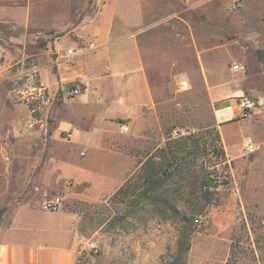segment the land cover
Masks as SVG:
<instances>
[{"label": "rangeland", "instance_id": "374dc122", "mask_svg": "<svg viewBox=\"0 0 264 264\" xmlns=\"http://www.w3.org/2000/svg\"><path fill=\"white\" fill-rule=\"evenodd\" d=\"M89 1L0 0V7L19 13L10 16L11 23L0 21V42L13 51L9 57L0 54V228L17 206L41 207L60 196L64 207L81 214L86 235L97 231L80 264H264V11L243 20L238 15L243 5L232 7L238 27L226 26L228 38L197 44L209 48L199 60L191 38H182L177 70L170 90L163 93L169 97L156 106L151 127L133 138L134 149L144 148L148 156L155 153L157 162L167 156L170 175H162L158 201L134 192L112 196L106 203L66 202L62 190L41 185L39 170L30 165L34 160L22 154L28 145L37 146L21 138L25 110L32 125L41 124L31 112L38 104L36 59L23 57L22 50L35 53L37 44L26 38H37L50 24L59 22L63 33L88 9ZM246 2L247 9L254 7L252 0ZM22 6H28V26L18 20ZM233 64L244 69L235 70ZM179 70L186 71V90L178 88ZM213 87L220 90V98L241 89L256 108L221 129ZM173 127L186 128L188 134L173 138ZM247 138L261 144L255 153L245 150ZM211 183L215 187L205 192L203 184ZM199 213L203 220L197 227L193 217Z\"/></svg>", "mask_w": 264, "mask_h": 264}, {"label": "crops", "instance_id": "0c3cea01", "mask_svg": "<svg viewBox=\"0 0 264 264\" xmlns=\"http://www.w3.org/2000/svg\"><path fill=\"white\" fill-rule=\"evenodd\" d=\"M243 1L238 14L243 20L262 15L264 0H252L251 9ZM16 11L0 7V21L11 23ZM234 11L232 0H90L63 33L58 22L39 30L37 38H26L37 44L36 52L23 47L21 55L35 56L38 86L47 88L40 102L47 124L32 125L26 109L21 133L27 142H37L22 154L34 160L30 165L39 170L41 185L62 190L66 202L106 203L146 158L144 148L134 149L133 138L151 127L156 106L169 97L163 93L177 70L182 38H191L201 59L209 48L197 44L228 38L226 26L236 30ZM18 20L28 26V6ZM2 53L9 57L13 51L0 42ZM181 73L186 71H177V78ZM69 86L79 94L68 96ZM211 91L221 129L242 118L241 89L224 98L217 88ZM121 122L129 131H121ZM65 132H71L69 139ZM96 233L86 235L81 214L62 203L55 211L23 203L0 228V264H80Z\"/></svg>", "mask_w": 264, "mask_h": 264}, {"label": "built area", "instance_id": "2783aa9c", "mask_svg": "<svg viewBox=\"0 0 264 264\" xmlns=\"http://www.w3.org/2000/svg\"><path fill=\"white\" fill-rule=\"evenodd\" d=\"M242 5H243V0H232L233 8H241ZM67 52L71 54L72 50L69 49L67 50ZM232 68L235 70H240V69H244V66L242 64H233ZM177 85L180 90H186L189 88L188 78L185 73L179 74ZM36 89H37L36 97L39 103L36 106H33L31 108V112L36 114V116L34 115L33 117L35 121L40 122L41 124L43 123L47 124L48 114L47 112H44L43 107L40 104V102H42V100L44 99L43 97L47 94V88L45 87V85L41 84ZM79 92L80 91L78 87L69 86L67 94L68 96L73 97V96L78 95ZM255 108H256V102L254 99L246 95H242L240 97L238 105H237V110H238L239 115L241 116L250 115ZM38 114L39 116L37 117ZM120 129L123 132H127L129 131L130 127L127 122H121ZM187 134H188V130L183 127H173L170 130V135L173 138H182L186 136ZM62 136L65 139H69L71 137V132H65ZM260 145L261 144L255 142L251 138H247L246 140H244V147L247 153H255L259 149ZM214 187L215 185L211 183L208 185H204L203 189L206 192V191L212 190ZM60 205H61V199L59 197H54V198L47 199L44 202H42L41 208L46 211H55L60 208ZM202 220H203V215L201 213L194 215L193 225L199 227L202 223Z\"/></svg>", "mask_w": 264, "mask_h": 264}, {"label": "trees", "instance_id": "16d2710c", "mask_svg": "<svg viewBox=\"0 0 264 264\" xmlns=\"http://www.w3.org/2000/svg\"><path fill=\"white\" fill-rule=\"evenodd\" d=\"M169 149H171V147ZM145 156L146 158L142 162L139 171L132 174L113 196H121L122 194L125 195L130 193V195H133L134 192H139V196L141 197L150 198L152 201L159 200V187L164 182L162 175H170L167 173V169L169 168L165 165L167 156L163 155L162 161L159 162L156 161L155 153H151L149 156L145 154ZM206 183L207 181H205V184ZM171 210L177 213L174 206H171Z\"/></svg>", "mask_w": 264, "mask_h": 264}]
</instances>
